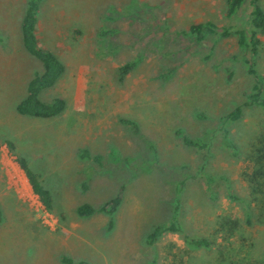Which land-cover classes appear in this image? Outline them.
<instances>
[{
  "label": "rangeland",
  "instance_id": "rangeland-1",
  "mask_svg": "<svg viewBox=\"0 0 264 264\" xmlns=\"http://www.w3.org/2000/svg\"><path fill=\"white\" fill-rule=\"evenodd\" d=\"M27 3L0 0V264H221L220 252L222 264H250L246 251L264 250V224L245 226L244 210L264 110L245 108L242 120L227 119L251 92L237 37L199 43L190 34L192 24L208 21L251 32L250 9L230 19L227 0H42L39 43L66 70L41 100L67 104L43 119L17 112L42 69L22 41ZM257 35L264 75V31ZM131 62L137 67L123 77L120 68ZM178 130L208 148L188 147ZM226 131L237 154L226 146ZM17 157L51 190L53 213ZM120 193L111 228L104 213L77 214ZM176 211L182 232L148 244L152 229ZM226 216L244 226L230 245L218 230ZM185 236L208 238L212 250L187 245Z\"/></svg>",
  "mask_w": 264,
  "mask_h": 264
},
{
  "label": "trees",
  "instance_id": "trees-1",
  "mask_svg": "<svg viewBox=\"0 0 264 264\" xmlns=\"http://www.w3.org/2000/svg\"><path fill=\"white\" fill-rule=\"evenodd\" d=\"M42 0H28L25 14L21 24L22 41L25 49L30 55L38 59L42 66L41 71L35 72V75L28 83L26 97L17 105V112L20 115L30 116L35 118H54L61 115L66 109V101L62 97H55L51 102L41 100V94L45 90L54 88L61 80L66 70L64 63L52 51L41 47L38 39V13ZM227 17L235 19L238 17L240 10L247 6L250 9V26L252 31L241 26L233 28L231 26L219 27L213 22L194 23L190 27V34L195 36L197 42L202 43L207 36L214 35L218 39L237 37V45L242 52V60L246 67L247 74L251 78V92L247 95L246 101L236 107L227 119L231 122L242 120L245 108H260L264 110V75L258 71L257 61L261 40L258 37V32L264 31V8L262 0H227ZM137 67L136 62L128 63L120 68L123 77L129 75ZM174 70L168 72L164 77L173 75ZM136 127L132 121H125ZM225 143L226 146L232 148L235 154L238 153L237 145L229 138V131H226ZM177 135L182 136L185 145L198 150L208 148V144L201 139H194L182 133V130L177 131ZM12 153L14 145L11 141L6 142ZM86 155V152H84ZM251 160L254 163L253 173L249 176L248 182L251 188V197L244 207L246 212L245 226H254L256 222L264 224V138L260 139V145L255 147L252 152ZM17 164L26 175L29 184L32 187L34 194L38 197L42 206L48 212L55 211V202L51 190L44 186L40 176L33 173L27 165V161L17 157ZM40 177V178H39ZM208 181L211 183L213 177L208 176ZM233 200L240 201V198L233 196ZM123 200L122 193L118 194L114 199L105 203L98 210L90 204H83L78 207L77 214L81 217H88L96 212L104 213L110 217L109 227L114 226V215L120 207ZM178 211L174 213L171 220L166 224L155 226L147 237V242L154 245L161 237L167 233H181L182 226L178 217ZM233 217V216H232ZM3 220L2 210L0 209V222ZM218 230L224 236L225 245L231 244V238L236 233L242 232L244 226L241 225L237 218L232 219L226 216L218 225ZM185 242L195 248H206L212 250L213 243L208 238H194L185 236ZM244 246V245H243ZM246 251V249H243ZM246 256L250 257V264H264V250L259 254H253L252 250L246 251ZM219 263L225 261L226 253L220 252ZM66 264H74L71 258L62 259ZM78 264H88L84 261Z\"/></svg>",
  "mask_w": 264,
  "mask_h": 264
},
{
  "label": "crops",
  "instance_id": "crops-1",
  "mask_svg": "<svg viewBox=\"0 0 264 264\" xmlns=\"http://www.w3.org/2000/svg\"><path fill=\"white\" fill-rule=\"evenodd\" d=\"M42 69H40V71H41Z\"/></svg>",
  "mask_w": 264,
  "mask_h": 264
}]
</instances>
